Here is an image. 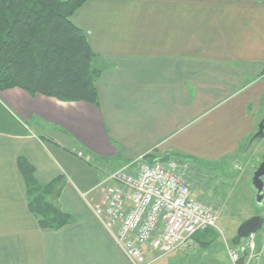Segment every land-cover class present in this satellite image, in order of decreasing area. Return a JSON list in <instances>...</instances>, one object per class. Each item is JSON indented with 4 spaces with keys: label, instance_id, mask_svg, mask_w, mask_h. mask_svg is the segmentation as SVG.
I'll list each match as a JSON object with an SVG mask.
<instances>
[{
    "label": "crops",
    "instance_id": "crops-1",
    "mask_svg": "<svg viewBox=\"0 0 264 264\" xmlns=\"http://www.w3.org/2000/svg\"><path fill=\"white\" fill-rule=\"evenodd\" d=\"M72 21L98 55L99 106L0 91V264H129L83 195L147 155H194L202 166L257 126L264 0H89ZM20 159L53 184L46 202L71 224L39 227ZM198 244L182 252L207 255L214 243Z\"/></svg>",
    "mask_w": 264,
    "mask_h": 264
},
{
    "label": "trees",
    "instance_id": "trees-1",
    "mask_svg": "<svg viewBox=\"0 0 264 264\" xmlns=\"http://www.w3.org/2000/svg\"><path fill=\"white\" fill-rule=\"evenodd\" d=\"M88 1L0 0V91L19 88L31 96L99 106L98 55L72 21ZM34 173L20 159L30 212L42 230L59 231L72 220L46 202L53 184L42 187Z\"/></svg>",
    "mask_w": 264,
    "mask_h": 264
},
{
    "label": "built area",
    "instance_id": "built-area-1",
    "mask_svg": "<svg viewBox=\"0 0 264 264\" xmlns=\"http://www.w3.org/2000/svg\"><path fill=\"white\" fill-rule=\"evenodd\" d=\"M177 160L134 161L83 195L99 196L96 201L86 199L87 204L129 264H148L147 254L156 261L186 250L199 232L218 229L215 203L192 189L190 178L200 174L199 166ZM257 240L258 234H251L244 250L227 247L231 264L242 257L243 264H264V242L258 249Z\"/></svg>",
    "mask_w": 264,
    "mask_h": 264
},
{
    "label": "rangeland",
    "instance_id": "rangeland-1",
    "mask_svg": "<svg viewBox=\"0 0 264 264\" xmlns=\"http://www.w3.org/2000/svg\"><path fill=\"white\" fill-rule=\"evenodd\" d=\"M259 107L257 126L253 133L245 139L246 141L244 140L243 146L241 143L233 153L214 158L215 160L210 159L208 163L201 162L202 166L199 165L200 174L197 176L193 174L191 178L189 176L194 194L200 196L203 192L205 198L214 202L219 211L218 229L199 232L196 236L198 243L204 242L206 239L213 241L214 244L210 247L209 254L205 255L204 251L192 254L178 251L152 262L153 264H225L224 240L231 243L245 221L255 216H264V203L263 206L257 205L256 191L251 184L255 167L259 165L260 159L264 155V139L255 140L251 143L252 145L250 144V139L257 131L261 119L264 118V98ZM220 144L219 142V151L213 157L221 153ZM195 157L198 156L193 155L186 159L196 163ZM179 159L185 158L180 157ZM181 161L186 162L185 160ZM203 166L206 167V170L203 169ZM86 168L89 169V166ZM258 235H264V227ZM197 242L194 244L200 246ZM147 257L149 262L153 255L147 254Z\"/></svg>",
    "mask_w": 264,
    "mask_h": 264
},
{
    "label": "water",
    "instance_id": "water-1",
    "mask_svg": "<svg viewBox=\"0 0 264 264\" xmlns=\"http://www.w3.org/2000/svg\"><path fill=\"white\" fill-rule=\"evenodd\" d=\"M264 139V118L258 125L257 133L251 138L250 144L255 140H263ZM170 161V155H164L160 158H155L151 161L152 164L155 163H168ZM264 156L262 163L256 169L252 176V186L256 191V203L258 206H261L264 201ZM264 226V217L255 216L245 221L239 228L236 237L233 240L234 246H239L241 241L247 239L251 234L258 233L262 230ZM244 257L240 259L237 264H243Z\"/></svg>",
    "mask_w": 264,
    "mask_h": 264
},
{
    "label": "flooded vegetation",
    "instance_id": "flooded-vegetation-1",
    "mask_svg": "<svg viewBox=\"0 0 264 264\" xmlns=\"http://www.w3.org/2000/svg\"><path fill=\"white\" fill-rule=\"evenodd\" d=\"M262 119H263V118H262ZM262 119H261V120H262ZM256 132H257V131H256ZM256 132H255V134H256ZM255 134H254V135H255ZM249 147H250V145H249ZM263 156H264V155H263ZM262 160H263V157H262V159H260L259 165H257V166L255 167V171H256V169L260 166V164L262 163ZM255 171H254V172H255ZM253 174H254V173H253ZM262 180L264 181V178H262ZM263 203H264V202H263Z\"/></svg>",
    "mask_w": 264,
    "mask_h": 264
}]
</instances>
